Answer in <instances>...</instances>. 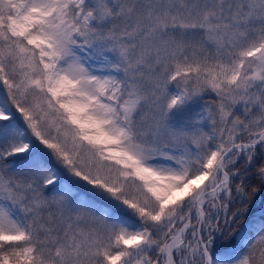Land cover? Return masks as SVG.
<instances>
[{
    "label": "snow or ice",
    "instance_id": "snow-or-ice-1",
    "mask_svg": "<svg viewBox=\"0 0 264 264\" xmlns=\"http://www.w3.org/2000/svg\"><path fill=\"white\" fill-rule=\"evenodd\" d=\"M262 193L264 0H0V264H264Z\"/></svg>",
    "mask_w": 264,
    "mask_h": 264
},
{
    "label": "trees",
    "instance_id": "trees-1",
    "mask_svg": "<svg viewBox=\"0 0 264 264\" xmlns=\"http://www.w3.org/2000/svg\"><path fill=\"white\" fill-rule=\"evenodd\" d=\"M264 215V193L258 194L255 198L254 206L251 209L250 216L252 218Z\"/></svg>",
    "mask_w": 264,
    "mask_h": 264
},
{
    "label": "rangeland",
    "instance_id": "rangeland-1",
    "mask_svg": "<svg viewBox=\"0 0 264 264\" xmlns=\"http://www.w3.org/2000/svg\"><path fill=\"white\" fill-rule=\"evenodd\" d=\"M193 110H194V111H199V106H198V105H194V106H193Z\"/></svg>",
    "mask_w": 264,
    "mask_h": 264
}]
</instances>
